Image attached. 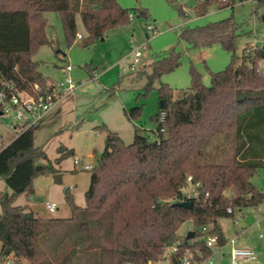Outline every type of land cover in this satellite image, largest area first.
Returning a JSON list of instances; mask_svg holds the SVG:
<instances>
[{
  "label": "trees",
  "instance_id": "1",
  "mask_svg": "<svg viewBox=\"0 0 264 264\" xmlns=\"http://www.w3.org/2000/svg\"><path fill=\"white\" fill-rule=\"evenodd\" d=\"M245 1L204 0L196 12L204 15L211 5L234 7ZM254 4L258 9L264 0ZM179 10L186 15L183 6ZM49 11L60 13L69 46L78 37L77 13L89 34L87 41L128 23L131 14L148 17L145 8H124L118 0H0V90L7 83L31 92L36 83L44 91L55 86L32 58L40 46L52 43L45 33ZM239 27L231 16L181 32L180 38L192 47L220 43L231 53V62L211 73L209 86L192 68L191 85L179 98L168 83H161L164 107L155 114L154 140L136 128L127 144L105 126L107 146L90 170L86 206L78 205L66 189L69 218H42L29 204H15L19 195L34 193L36 176L59 172L50 162H38L49 158L35 146L34 125L0 146V179L11 189L0 193L3 250L30 264H160L165 258L169 264H181L188 249L200 251V260L212 254L208 236L224 246L227 239L219 219L236 218L237 210L264 203V192L252 182L255 172L264 169V68L259 67L264 49L246 55L247 43L238 55ZM181 59V52L173 50L153 60L147 91L154 80L179 67ZM141 113V106L126 111L130 120ZM219 135L233 141L234 161L203 162L206 147ZM57 151L58 164L75 153L65 145ZM189 176L199 185L197 194L187 197L183 189ZM183 200L192 206L181 205ZM186 221L193 222L194 236L166 255Z\"/></svg>",
  "mask_w": 264,
  "mask_h": 264
},
{
  "label": "rangeland",
  "instance_id": "2",
  "mask_svg": "<svg viewBox=\"0 0 264 264\" xmlns=\"http://www.w3.org/2000/svg\"><path fill=\"white\" fill-rule=\"evenodd\" d=\"M202 1L204 0H118L124 8H145L148 17L134 14L128 23L93 41H87L89 34L81 14L77 13L78 37L71 46L66 40L60 13H45V33L52 43L40 46L32 58L39 64V70L55 85L64 81L68 74L64 69L70 65L72 69L69 74L77 88L63 95L55 109L34 124L35 146L42 147L49 158L38 162H50L59 172L36 176L33 180L34 193L30 196L19 195L15 204H29L42 218L71 217L65 190L68 189L69 195H72L78 205L86 206L91 171L84 169L83 165H96L105 151V126L117 132L127 144L132 143L136 128L154 140L157 128L155 114L160 110L158 89L161 83H168L174 89L175 98L182 97L191 85V69L194 68L201 72L203 83L206 86L211 85V73L225 69L231 62V53L218 42L209 46H190L180 38L184 29L233 16L240 25L236 48L238 55H242L247 43L254 41L255 33L264 37V5L256 9L253 0L236 3L234 7L220 8L211 5L206 14L198 15L196 7ZM179 5L186 11L185 16L180 14ZM149 25H154V30H149ZM138 48L142 50L141 63L132 70L133 53ZM173 50L181 52L182 64L154 80L147 91L149 74L152 71L149 64L158 56H164ZM259 67L264 68V58L260 59ZM91 72H94L92 77ZM136 106L142 107L140 118L128 119L126 111ZM7 120V117H1L0 146L7 145L12 136L26 128L23 121H16L17 130L13 131L5 125ZM226 140L224 135H219L206 147V156L202 161L232 163L233 141L230 138L228 142ZM61 145L74 149L75 153L58 164L57 150ZM76 158H81L82 163L76 164ZM252 182L264 192V169L255 172ZM1 192H11L3 178L0 179ZM183 193L187 197L195 196L197 187L188 181ZM47 200L57 203L55 212L47 209ZM1 209L0 205V211ZM261 220H264V203L242 211L237 210L236 218L219 219L227 243L224 246L216 245L217 253L213 256V264H231L227 244L234 237L237 241H249L257 252L260 251L264 247V238L259 236L264 232V221ZM243 224L247 227L244 231ZM193 228V222L186 221L178 231V243L183 242ZM160 264H169V261L165 258ZM241 264L253 263L241 261Z\"/></svg>",
  "mask_w": 264,
  "mask_h": 264
},
{
  "label": "built area",
  "instance_id": "3",
  "mask_svg": "<svg viewBox=\"0 0 264 264\" xmlns=\"http://www.w3.org/2000/svg\"><path fill=\"white\" fill-rule=\"evenodd\" d=\"M256 2V0H253ZM242 3V2H239ZM131 17H134L131 14ZM154 25H149V30H154ZM81 37V35H79ZM264 49V37H260L258 33H255L254 41L245 50V54H253L256 50ZM133 61L131 63V69L135 70L137 65L141 63L142 50L140 48L136 49L133 53ZM72 67L68 65L66 67L67 71H70ZM77 84L73 81L71 75L68 73L65 76L64 81L56 84L51 90L44 91L43 88L38 84L33 85V91L19 89L14 83H7L0 90V121L1 117H7L8 120L5 125L13 131L17 130L16 121H23L26 128L34 125L40 119H42L46 114H48L56 103L62 98L63 95L75 91ZM166 114L163 112L161 114V121L164 120ZM25 128V129H26ZM76 164H81V158L75 159ZM86 170H91L93 166L91 164L83 165ZM191 176L188 177V181L191 182ZM199 183L195 184L197 187ZM47 209L50 212H55L58 208L56 202L47 200L45 202ZM260 237H264V232L260 234ZM216 238L208 236L206 239L207 246L212 249V254L203 259L202 253L200 251H193L188 249L184 256L182 257L181 264H213V256L217 253ZM232 247L230 248V260L231 264H241L244 259L253 258L256 252L248 247H240L234 245V240L230 241ZM169 253H174L178 251L177 245L168 247ZM223 250V249H222ZM0 264H30L26 259L17 257L13 252H6L3 250L0 243Z\"/></svg>",
  "mask_w": 264,
  "mask_h": 264
},
{
  "label": "crops",
  "instance_id": "4",
  "mask_svg": "<svg viewBox=\"0 0 264 264\" xmlns=\"http://www.w3.org/2000/svg\"><path fill=\"white\" fill-rule=\"evenodd\" d=\"M64 72L65 73H69V71H67L66 70V68L64 69ZM92 73V74H91ZM90 73V76L92 77V76H94V72H91ZM57 105V104H56ZM55 107V106H54ZM53 107V109H55ZM52 109V110H53ZM51 110V111H52ZM50 111V112H51ZM17 135V134H16ZM16 135H14V136H16ZM2 135H0V137H1ZM14 136H12V138L14 137ZM11 138V139H12ZM261 221H264V220H261ZM238 222H239V220H238ZM242 231H244V230H246L247 229V227L243 224L242 225ZM260 236V235H259ZM262 238H264V237H262ZM178 239V238H177ZM233 240H234V245H236V246H240V247H248V248H251V249H253L255 252H256V255L253 257V258H250L249 260L248 259H244V260H242V261H245L246 263H248V262H251V263H253V264H264V247L260 250V251H258L257 252V250L251 245V243L249 242V241H237V239H236V237H234V238H232ZM231 239V240H232ZM230 240V241H231ZM179 241L177 240L176 241V243H174V245H171L170 247H172V246H175V245H178V244H180V243H178ZM227 246H229V250L227 251L228 252V254H229V256H230V248L232 247V244L230 243V244H227ZM222 252L223 253H225V251L224 250H222Z\"/></svg>",
  "mask_w": 264,
  "mask_h": 264
},
{
  "label": "water",
  "instance_id": "5",
  "mask_svg": "<svg viewBox=\"0 0 264 264\" xmlns=\"http://www.w3.org/2000/svg\"><path fill=\"white\" fill-rule=\"evenodd\" d=\"M160 107L161 108L164 107V100H161L160 101ZM0 114H1V112H0ZM180 204L183 205V206H186V207H190V206H192L193 203L190 200H183V201L180 202ZM193 236H194V231H190L189 234H188V236H187V238H192Z\"/></svg>",
  "mask_w": 264,
  "mask_h": 264
}]
</instances>
